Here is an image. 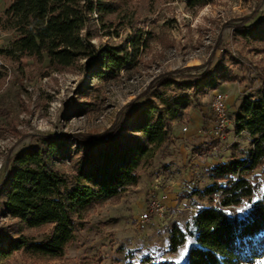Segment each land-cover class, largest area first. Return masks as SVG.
Returning <instances> with one entry per match:
<instances>
[{"label": "rangeland", "instance_id": "rangeland-1", "mask_svg": "<svg viewBox=\"0 0 264 264\" xmlns=\"http://www.w3.org/2000/svg\"><path fill=\"white\" fill-rule=\"evenodd\" d=\"M10 2L0 0V16ZM121 4L117 13L125 25L118 28L119 34L106 35L92 26L96 45L140 40L132 63L113 79L95 77L83 71V66L52 71L47 61L0 53L4 64L0 67V108L8 113L7 118L0 117V264H138L146 256L155 262L189 264V251L185 257L181 252L194 239L187 236L173 251V230H186L197 209L209 205L208 198L198 193L212 183L209 169L244 157L252 144L251 136L238 132L234 120L242 97L264 78V39L250 35V28L252 33L257 29L254 23L264 18V0H125ZM15 37L14 31L2 30L0 48L9 47ZM196 65L201 67L185 70ZM210 66L218 67L225 77L217 88L200 93L203 114L194 104L185 108L181 118L173 121L171 141L157 152L151 165L139 169V182L117 197L96 199L75 218V237L61 256L35 251L26 244L9 249L11 241L23 236L28 242L42 241L53 228H31L7 215L5 176L11 173L13 156L37 146L42 135L101 132L145 91L132 109L147 107L153 90L162 89L156 83L161 73L177 69L194 73ZM215 91L228 94L231 120L224 136L216 140L207 134ZM132 118L128 114L126 120ZM75 146L69 137L68 149L73 152ZM53 164L66 172L73 168L70 157ZM247 178L255 186L254 195L241 205L227 207L230 212L241 213L237 210L262 197L264 164ZM162 194H167L163 210L142 220L149 198ZM254 264H264V257Z\"/></svg>", "mask_w": 264, "mask_h": 264}, {"label": "trees", "instance_id": "trees-1", "mask_svg": "<svg viewBox=\"0 0 264 264\" xmlns=\"http://www.w3.org/2000/svg\"><path fill=\"white\" fill-rule=\"evenodd\" d=\"M122 1L125 0H11L0 16V28L14 31L16 37L9 47L0 48V53L19 54V58L39 63L47 61V69L52 71L83 66V71L95 77L113 79L132 63L140 40L134 37L119 44L96 45L92 26L105 30L106 35L112 31L119 34L118 28L125 25L117 13ZM254 26L257 29L252 33L250 28V35H262L264 39V18ZM183 71L161 73L156 83L162 89L151 92L154 98L148 106L132 109L147 94L145 91L103 131L42 135L37 146L13 156L9 161L11 173L5 176L9 183L3 202L7 215L31 228H53L42 241L28 242L23 236L11 241L9 249L26 244L35 251L61 256L65 245L75 237V218L83 210L96 199L117 197L139 182V169L151 165L157 152L171 141L173 121L192 104L203 114L200 93L217 88L225 77L215 66L201 72ZM152 85L153 82L149 88ZM128 114L133 115L132 120H126ZM0 117H8L1 108ZM206 118L204 115L203 120ZM234 124L238 132L246 131L252 138L246 155L209 169L212 183L198 191L208 198L209 205L197 209L187 221L186 230L177 227L172 233L173 251L187 236L194 239L189 264H254L264 257V193L251 202L254 208L250 213L227 210L254 195L255 186L247 174L264 164V78L240 100ZM69 137L75 141L73 152L67 147ZM64 157L73 162L71 172L53 164ZM138 264L177 263L155 262L146 256Z\"/></svg>", "mask_w": 264, "mask_h": 264}, {"label": "built area", "instance_id": "built-area-1", "mask_svg": "<svg viewBox=\"0 0 264 264\" xmlns=\"http://www.w3.org/2000/svg\"><path fill=\"white\" fill-rule=\"evenodd\" d=\"M2 30L0 28V35ZM3 61L0 58V67H2ZM228 101L229 96L225 92L215 91L213 94L211 108L212 116L210 119V125L207 130L209 137L213 139H220L224 136V132L231 123V120L228 117ZM184 130H187V127H184ZM167 198V194H162L160 197H150L147 206L144 212L141 214V219L146 220L154 213H160L164 208V202Z\"/></svg>", "mask_w": 264, "mask_h": 264}, {"label": "snow or ice", "instance_id": "snow-or-ice-1", "mask_svg": "<svg viewBox=\"0 0 264 264\" xmlns=\"http://www.w3.org/2000/svg\"><path fill=\"white\" fill-rule=\"evenodd\" d=\"M253 208H254V205H253V204H248V205H246L244 208H240V209H238L237 211H239V212H241V213H244V212L247 211V212L250 213V212L253 210ZM188 243H189V244H192L193 241L189 238ZM188 251H189L188 246L185 245V247H184V251L181 252V256H182V257H185V254H186Z\"/></svg>", "mask_w": 264, "mask_h": 264}]
</instances>
